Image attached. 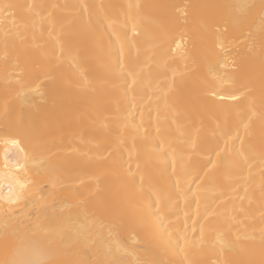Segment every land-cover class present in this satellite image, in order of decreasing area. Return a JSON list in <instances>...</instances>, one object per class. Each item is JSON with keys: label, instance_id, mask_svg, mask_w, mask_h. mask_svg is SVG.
<instances>
[{"label": "bare ground", "instance_id": "obj_1", "mask_svg": "<svg viewBox=\"0 0 264 264\" xmlns=\"http://www.w3.org/2000/svg\"><path fill=\"white\" fill-rule=\"evenodd\" d=\"M0 264H264V0H0Z\"/></svg>", "mask_w": 264, "mask_h": 264}, {"label": "snow or ice", "instance_id": "obj_2", "mask_svg": "<svg viewBox=\"0 0 264 264\" xmlns=\"http://www.w3.org/2000/svg\"><path fill=\"white\" fill-rule=\"evenodd\" d=\"M234 98V97H233ZM17 199H19V197H17ZM15 201H13V203H14Z\"/></svg>", "mask_w": 264, "mask_h": 264}]
</instances>
